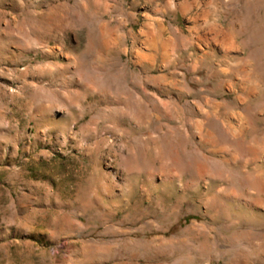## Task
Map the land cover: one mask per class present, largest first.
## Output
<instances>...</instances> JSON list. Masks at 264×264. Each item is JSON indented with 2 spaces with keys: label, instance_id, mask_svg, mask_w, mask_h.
<instances>
[{
  "label": "rangeland",
  "instance_id": "obj_1",
  "mask_svg": "<svg viewBox=\"0 0 264 264\" xmlns=\"http://www.w3.org/2000/svg\"><path fill=\"white\" fill-rule=\"evenodd\" d=\"M0 264H264V0H0Z\"/></svg>",
  "mask_w": 264,
  "mask_h": 264
}]
</instances>
